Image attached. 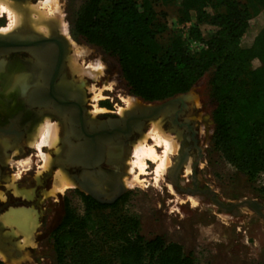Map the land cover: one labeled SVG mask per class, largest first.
<instances>
[{"label":"rangeland","instance_id":"obj_1","mask_svg":"<svg viewBox=\"0 0 264 264\" xmlns=\"http://www.w3.org/2000/svg\"><path fill=\"white\" fill-rule=\"evenodd\" d=\"M45 1L29 2L37 6ZM186 1L168 0L162 4L161 9L168 15V31L180 36L188 51L194 53L201 45L187 41L188 30L196 22V13L184 8ZM84 2L85 0H58V8L66 23L67 33L78 46L88 50L87 56L76 58L77 63L83 68L91 63L103 66L102 75L98 79L91 80L85 76L79 79L85 83V107L90 111L98 109L96 113H101L99 116H110V112L125 110L123 102L136 97L128 91L115 58L73 35L72 23ZM204 11L214 14L210 3ZM9 23L8 17L1 13L0 30L6 29ZM15 32L30 31L15 30L11 33ZM70 48V53L74 56L75 49L72 45ZM210 75L211 72L206 73L186 92L194 94L197 124L200 126L198 142L201 153L192 156L190 172L184 169L185 177L173 179L165 173L155 183L154 176L150 175L155 165L148 162L147 174L140 176L142 184L128 187L130 189L125 190L115 207L88 210L90 217L96 222L95 229L87 232L86 239L76 246L68 247L61 263L57 261L54 250L56 228L62 221L66 206L77 216L85 214V195L70 178L75 188L55 196H46V192L53 187V173L57 167L53 166V161L48 170H43L37 150L26 149L21 157L13 159L18 162L12 170L9 169L13 176L1 177L0 181V185L6 186L0 187L1 201L10 198L8 203L0 206V218L4 217L3 213L8 211L7 208L31 209L35 213V227L30 233L33 246L20 250L18 244L23 236L12 235L15 228L4 225V231L11 234L21 255L29 256L24 264H117L116 251L119 243L112 237V233L120 228V223L125 218L137 222L131 238L138 236L143 243L159 238L165 244H178L183 255L190 257L193 264H264V173L250 176L240 172L215 149L212 142V115L216 103L210 93ZM202 117L206 120L202 121ZM48 120L58 127V123L50 120V117ZM174 139L178 142L176 137ZM137 141L139 138L135 142ZM58 142L53 148L42 147V153L44 151L52 159L53 152L59 151ZM148 145H153L152 141H148ZM131 160L129 161L132 162ZM132 177L133 175L129 178ZM195 189L198 192L195 193ZM212 198L224 206L255 202L260 210L256 213L244 205L232 211H224L213 203Z\"/></svg>","mask_w":264,"mask_h":264},{"label":"trees","instance_id":"obj_2","mask_svg":"<svg viewBox=\"0 0 264 264\" xmlns=\"http://www.w3.org/2000/svg\"><path fill=\"white\" fill-rule=\"evenodd\" d=\"M167 1L85 0L71 31L115 58L130 94L145 103L186 93L211 72L215 149L240 172L264 173V0H187L184 8L196 13L187 41L201 45L194 53L168 31L161 9ZM208 3L212 15L204 11ZM120 199L107 206L84 197L81 217L66 206L54 236L59 263L68 247L95 229L88 210L113 208ZM119 227L109 231L119 243L117 264H193L178 244L131 238L137 228L133 219H122Z\"/></svg>","mask_w":264,"mask_h":264},{"label":"flooded vegetation","instance_id":"obj_3","mask_svg":"<svg viewBox=\"0 0 264 264\" xmlns=\"http://www.w3.org/2000/svg\"><path fill=\"white\" fill-rule=\"evenodd\" d=\"M13 1L23 2L27 0ZM21 34H25L24 38H27L26 35H36L31 32H22ZM58 36L64 37L58 31H54L51 35L43 37L47 40L44 46L26 48L0 58L2 59L0 61V181H2L1 177L13 176L9 173V169L12 170L18 163L13 160L14 158L17 156L21 157V154L25 153L26 149H33L27 144L28 141L26 140L30 138L36 123L48 116L50 120L58 123L57 134L58 139H61L58 142L60 146L58 148L59 151L58 153L53 152L52 160L55 161L61 158L64 161L59 165L53 163V166L57 167L54 169H63L75 184L79 183L83 186L90 193L86 194L82 191L85 197L92 199L100 205L110 206L122 197L121 195L113 202L108 203L118 186H122L121 178L127 175L129 160L132 157V146L134 145L132 140L130 139L124 143L118 140L104 145L100 142L91 144L86 143L83 139L77 140L68 131L71 124L70 117L74 113L70 115L66 113L62 115L57 114V116L54 112L53 114H44L34 103L39 94L36 92L46 81V76L52 74L55 66H60L58 81L69 82L72 77L71 74L80 79L69 68L72 55L68 41L63 42L58 39ZM62 88L67 91L69 96L75 95L73 88L66 85L62 86ZM68 103H72V101H68ZM84 108L83 123L88 125V130L90 128L96 129L108 120L115 119L124 114L119 115L118 112H110V116H99L101 113L93 114L94 110H87L85 102ZM195 110H197L195 100L185 99L183 102L178 103L165 118L162 116V130L166 134L169 133L173 138L176 137L178 140L176 142L178 151L171 157L172 163L170 160L171 166L168 167L166 172L168 177L172 179L174 177H185V165L188 163L189 165L192 164V156L195 153L198 155L201 153L198 142L200 126L197 124V112ZM204 120L206 118L202 117V121ZM164 129H167V132ZM89 133H91L90 130ZM66 135L68 142L64 140ZM86 144L89 145L88 148H86ZM34 149L36 150L35 147ZM156 152L161 154V150ZM192 167L193 165H191ZM154 168L150 172V175H153ZM191 177L194 176L192 175ZM0 187L5 188L6 186L0 185ZM78 190L80 189L78 188ZM194 191L195 193L198 192L196 189ZM92 196H96L101 202ZM9 199H6V201H1L0 199V206L5 202L8 203ZM7 209L8 211L3 213L4 216L10 210L19 208ZM1 216L2 214L0 213ZM1 223L0 238L8 237L13 240L11 234L4 231V225Z\"/></svg>","mask_w":264,"mask_h":264},{"label":"bare ground","instance_id":"obj_4","mask_svg":"<svg viewBox=\"0 0 264 264\" xmlns=\"http://www.w3.org/2000/svg\"><path fill=\"white\" fill-rule=\"evenodd\" d=\"M33 5L29 1L11 2L10 0H0V12L3 15H6L10 22L6 29L0 30V35H8L12 31L20 30L30 31L36 35L47 37L54 31H58L68 41L69 45H72L75 49L74 56H72L70 60L69 68L71 71L79 78L85 76L91 80L98 79L103 72L102 65L99 63H91L83 68L77 63L76 58L78 56H87L88 50L86 51L85 48L78 46V44H76L67 33L66 23L58 8V0H46L43 4L39 3L37 6ZM123 103H125L126 106L125 110H130L137 105V100L135 98L127 99ZM97 110L95 109L93 114H95ZM125 110L119 109L118 114L122 115ZM162 116L149 122V129L147 128L148 132L143 134L139 138V141L133 143L132 162L129 161V167L127 166V175L121 178V185L123 188L127 189L128 187L142 184L140 176L147 174L146 169L148 162L155 165L153 171L155 183L158 182L162 175L167 172V169L170 166V159L177 152V143L173 137L162 130ZM57 133V125L51 123L48 120V116H46L38 122L37 126L32 130L30 138L26 140L30 147L33 149L35 147L38 151L43 163V170H48L53 163V160L49 157V154L44 153V151V154L42 153V147H55L58 142ZM148 141H152L153 145H148ZM155 148L161 149V154L157 153ZM185 166V171L190 172L189 163ZM132 175L133 177L130 179L129 177ZM54 179L53 187L50 191L46 192V196H55L64 193L68 189L75 188V184L71 181L70 177L62 171V169H57ZM39 183H41V181H39ZM35 220V213L31 209L19 208L16 210H10L6 216L1 218L0 222H2L3 225L15 228V231L11 233L12 235L18 236L19 234L23 236L21 243L19 242L18 244L19 249L21 250L27 246L34 245L30 233L35 227ZM28 260L29 256L24 254L19 258H11L9 262L14 264H24ZM0 261H6V256L2 252H0Z\"/></svg>","mask_w":264,"mask_h":264},{"label":"water","instance_id":"obj_5","mask_svg":"<svg viewBox=\"0 0 264 264\" xmlns=\"http://www.w3.org/2000/svg\"><path fill=\"white\" fill-rule=\"evenodd\" d=\"M24 37L25 34L21 33L0 35V58L7 56L12 52L21 51L26 48H39L47 43L45 38L38 35L30 34L28 36L26 35L27 38ZM58 39L66 42V39L62 36H58ZM0 61H2V59H0ZM59 76L60 66L57 65L54 70H52V74L46 76V81H44L40 86V89L36 92L39 94L34 103L44 114H53L54 112L57 116V114L62 115L66 113L70 115L74 113L70 117L71 122H69L72 125L70 124L68 131H70L73 138L77 140L83 139L86 143L91 144L100 142L104 145L118 140L124 143L128 142L130 139L132 140V143H134L137 138L146 131L149 122L160 118L162 115L165 118L178 103L183 102L185 99H194V94L192 92L177 95L159 103H145L136 98L137 105L135 107L125 111L120 117L108 120L96 129L90 128L89 130L91 133H89V130L87 129L88 125L83 123V112L85 110V83L74 77L72 74L71 80L67 83L58 81ZM64 85L73 88L75 90V95L69 96L67 91L62 88ZM68 101H72V103H68ZM64 140L65 142H68L67 135ZM59 141H61V139ZM88 146L89 145L86 144V148H88ZM63 162L64 161L60 158L56 159L54 164L59 165ZM76 186L84 193L90 194L79 183H76ZM125 190L126 189L119 185L117 190L111 195V200L108 203L113 202L115 199L123 195ZM208 194L212 195L210 192ZM92 197L99 201L96 196ZM212 201L224 211H232L234 208H239L244 205L256 213H259L260 210V206L255 202L246 201L236 205L224 206L214 198H212ZM0 252L6 256V261L4 262L6 264L10 263L9 260L11 257L19 258L22 256L19 249H17L16 245L13 243V240L8 237L0 238Z\"/></svg>","mask_w":264,"mask_h":264}]
</instances>
